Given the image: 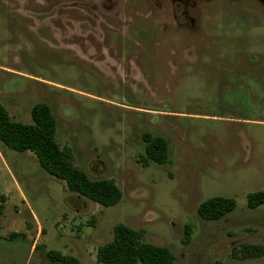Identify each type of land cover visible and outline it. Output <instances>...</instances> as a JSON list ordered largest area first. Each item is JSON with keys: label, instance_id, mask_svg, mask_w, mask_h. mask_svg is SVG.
<instances>
[{"label": "rangeland", "instance_id": "374dc122", "mask_svg": "<svg viewBox=\"0 0 264 264\" xmlns=\"http://www.w3.org/2000/svg\"><path fill=\"white\" fill-rule=\"evenodd\" d=\"M37 102L74 164L122 196H77L9 149L23 196L0 210V264H55L47 250L101 264L96 247L116 223L166 246L173 264H264L239 251L264 246V204L246 207L264 189V0H0V103L30 123ZM144 132L166 140L168 162L139 163ZM212 196L235 207L206 221L196 207ZM12 232L26 236L3 239Z\"/></svg>", "mask_w": 264, "mask_h": 264}, {"label": "trees", "instance_id": "16d2710c", "mask_svg": "<svg viewBox=\"0 0 264 264\" xmlns=\"http://www.w3.org/2000/svg\"><path fill=\"white\" fill-rule=\"evenodd\" d=\"M30 118V123L14 121L0 103V143L18 152H31L42 169L63 180L67 190L77 196H83L103 206L114 205L120 200L122 192L113 178H90L74 164L71 148L58 144L55 139V118L45 102H37L31 107ZM142 140L143 152L138 155L142 166L149 162H168V146L162 136L144 132ZM4 201L5 196L0 193V210ZM261 204H264V189L246 194L247 208L253 209ZM234 207L235 201L232 197L212 196L197 205L196 214L206 221L218 220ZM185 227L183 242L188 240L190 231L188 225ZM25 236L23 232H12L3 239H23ZM239 251L245 257H259L264 253V246L243 243ZM44 255L55 264H79L74 256L57 250L44 251ZM95 260L101 264H173L174 255L166 246L146 242L142 229L116 223L112 228L111 239L96 247Z\"/></svg>", "mask_w": 264, "mask_h": 264}, {"label": "crops", "instance_id": "0c3cea01", "mask_svg": "<svg viewBox=\"0 0 264 264\" xmlns=\"http://www.w3.org/2000/svg\"><path fill=\"white\" fill-rule=\"evenodd\" d=\"M2 146H5V145L0 143V193H2L5 196V200L7 199L9 195L11 194L13 195V191H15L16 197L21 198L23 194L19 186L14 182L15 179L13 177V174L11 173L9 165L7 164L3 155L7 154L10 157V159L13 160L14 162H16L17 159L15 158V155L11 153V151L10 152L8 151L9 148L5 146L4 147L5 149H3ZM31 220L33 223L32 227H34L35 224L37 225V223L32 218ZM29 230H32V229L30 228ZM38 238H39V235H37V233L32 236L31 246H33V244L36 243Z\"/></svg>", "mask_w": 264, "mask_h": 264}]
</instances>
